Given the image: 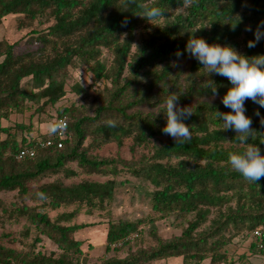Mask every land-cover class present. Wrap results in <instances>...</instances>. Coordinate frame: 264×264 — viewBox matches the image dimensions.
I'll use <instances>...</instances> for the list:
<instances>
[{
	"label": "trees",
	"instance_id": "obj_1",
	"mask_svg": "<svg viewBox=\"0 0 264 264\" xmlns=\"http://www.w3.org/2000/svg\"><path fill=\"white\" fill-rule=\"evenodd\" d=\"M152 6L165 12L148 22L144 8ZM11 15L19 17L20 30H30L26 43L38 47L16 52L18 43L0 41V119L9 121L24 109H33L34 118L56 108L55 121L66 118L68 137L61 149L39 148L34 158L18 160L21 149L53 139L54 134L33 136V123L0 124V193L15 192L18 200L12 207L0 202V225L25 219L29 227L23 235L36 234L26 251L0 245V264H87L80 260L83 243L75 235L93 224L70 223L84 207L89 212L106 210L115 200L116 178L123 174L137 179L144 174L154 188L152 211L161 218L185 220L187 226L179 237L158 238L157 246L148 251L101 264H151L174 258H182L183 264H235L229 261L228 247L264 229V178L249 182L231 169L228 153L243 152L245 146L234 130H223L216 116V111H231L222 104L230 82L208 75L185 49L195 36L210 45H231L247 57L264 55V38L254 48L247 46L264 22V0H193L191 5L184 0H0V27ZM148 26L153 27L148 36L135 44L136 31ZM247 26L252 31H246ZM104 50L110 53L107 61ZM177 52L183 55L177 57ZM189 59L190 67L184 68L182 62ZM81 68L92 73L91 87L111 85L107 101L88 116H80L75 105L58 107L68 94L70 71ZM213 87L218 95H213ZM71 91L83 95L88 90L76 84ZM169 95H177L178 107H190L193 113L183 121L191 138L181 143L162 133L167 122L164 108L147 114L136 109L156 107ZM245 109L255 131L247 143L256 144L264 155L259 142L264 138V107L246 100ZM109 120L115 127L108 126ZM126 141L131 160L90 154L112 144L121 149ZM69 162L77 169L68 167ZM93 176L105 180H90ZM31 183H40L33 193ZM25 198L34 205L20 204ZM62 207L76 209L58 213L53 220L45 211ZM154 222H108L106 254L128 245L140 226ZM151 234L155 236V229ZM45 238L59 256L37 247ZM249 249L264 256L254 243Z\"/></svg>",
	"mask_w": 264,
	"mask_h": 264
},
{
	"label": "rangeland",
	"instance_id": "obj_2",
	"mask_svg": "<svg viewBox=\"0 0 264 264\" xmlns=\"http://www.w3.org/2000/svg\"><path fill=\"white\" fill-rule=\"evenodd\" d=\"M19 17L11 15L7 17L2 26L0 27V41L6 40L9 43H18L15 50L16 52H23L27 50H35L38 46H29L26 43V35L30 30H20L17 25ZM153 27L148 26V29L143 27L136 31L135 44L141 42L143 38H146ZM104 60L110 59V53L104 50ZM1 61V60H0ZM184 68H189L191 60H185L182 62ZM92 73L87 68H81L79 70L70 71V79L68 81L67 96L59 103L58 107H70L75 105L80 110V116H88L98 106H101L107 101L108 89L111 88L109 82H102L94 87L92 85ZM80 85L87 89V93L79 95L71 88L74 85ZM164 103L153 107H137L136 109L145 114L158 113L163 108ZM33 109H24L17 113L12 114L9 121L1 120L2 127H13L15 124L23 123L25 125L34 124L33 136L50 135L47 130L49 122L55 121L57 118L56 108L49 110L43 115H37L32 117ZM89 142L85 141L84 145ZM130 141H126L121 149H118L115 145H107L98 151H91V155H95L97 158H114L119 160H131L134 156L129 151ZM84 147L80 148L82 151ZM141 153V150L139 151ZM139 153L135 156V159L139 157ZM68 167L77 169L75 163L69 162ZM121 167V165H119ZM94 181H104L105 179L97 176L89 178ZM80 179L68 181L67 184L72 182H79ZM118 186L116 189L115 200L104 211L95 210L89 212L87 208H82L78 216L72 224H93L75 235V238L83 243L82 249L84 251L83 257L80 260L86 259L87 264H101L107 259H126L137 255L141 251H148L157 246V239L168 241L173 238L181 236L183 229L187 226L185 220H176L174 217L161 218L152 211L151 195L154 188L149 182L146 181L145 175L142 174V178H134L128 174H123L116 178ZM48 182V180H44ZM40 183H31L30 191L33 193L36 191ZM0 202L2 204L12 207V205L18 203L16 193H0ZM33 206L34 203L25 198L20 204ZM76 207H62L57 211H52L49 208L45 209L50 218L53 220L58 213H65L74 211ZM155 219L154 224L146 223L140 226L141 231L138 235H135L131 242L121 247L120 249L106 254V234L108 222H117L120 219L139 222L141 220L148 221L149 219ZM188 219H191L189 217ZM29 227V223L25 219L17 221L6 222L4 225H0V245L13 249L17 252L28 250L33 241L35 240V232H31V235L26 237L23 235V231ZM152 229H155V236L151 234ZM255 244L253 238H239L228 247L229 261L235 264H263L264 256L259 255L256 251L251 252L250 245ZM122 244L116 246L120 247ZM39 249L46 254H54L59 256L60 251L46 238L43 239L42 244L38 245ZM244 256L243 261L240 257ZM209 261H205L203 264H208ZM151 264H183L182 258H174L162 261H156Z\"/></svg>",
	"mask_w": 264,
	"mask_h": 264
},
{
	"label": "clouds",
	"instance_id": "obj_3",
	"mask_svg": "<svg viewBox=\"0 0 264 264\" xmlns=\"http://www.w3.org/2000/svg\"><path fill=\"white\" fill-rule=\"evenodd\" d=\"M192 2L193 0H184L185 5H191ZM164 12L163 9L152 6L145 7L143 15L151 22L164 16ZM262 28L264 22L257 26L255 39L248 41L249 48H254L264 38ZM245 30L252 31V28L247 26ZM185 51L203 65L208 75H219L230 82L231 86L222 97V104L231 111H216V116L222 121L223 130H234L240 144L245 147L243 152H229L228 164L245 180L257 183L264 178V155L256 144L247 143L255 131L251 127V118L245 114V101L251 100L264 107V55L247 57L231 45H210L205 39L195 36L189 38ZM176 55L180 57L183 53L177 52ZM212 91L214 96L218 95L215 87ZM177 101V95H169L162 105L167 121L162 133L172 137L176 143H181L191 138L190 127L183 121L193 113L190 107H178ZM256 115L259 116V112ZM260 122L264 125V118H261ZM107 123L108 126L115 127L113 121L109 120ZM66 128L67 124L63 120L52 121L47 125L50 134L63 132ZM259 142L264 144V138ZM39 195L43 197L42 193Z\"/></svg>",
	"mask_w": 264,
	"mask_h": 264
},
{
	"label": "built area",
	"instance_id": "obj_4",
	"mask_svg": "<svg viewBox=\"0 0 264 264\" xmlns=\"http://www.w3.org/2000/svg\"><path fill=\"white\" fill-rule=\"evenodd\" d=\"M59 120H63L67 124V120L65 117ZM67 137H68V134H67V128H66L65 131L54 134L53 139H47L45 141H40L35 146H30V147L21 149L17 155V159L22 160L25 158H34L39 148L44 149V148H50V147L56 146L58 149H61L63 148V144H64L63 142L65 141ZM251 238L255 240L257 250L264 252V229L261 228V229L255 230L252 233Z\"/></svg>",
	"mask_w": 264,
	"mask_h": 264
}]
</instances>
